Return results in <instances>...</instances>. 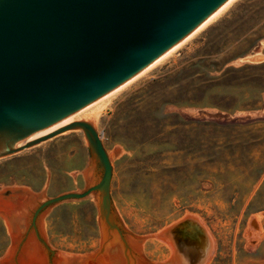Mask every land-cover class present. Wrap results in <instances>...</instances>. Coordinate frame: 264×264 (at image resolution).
I'll return each instance as SVG.
<instances>
[{
  "label": "rangeland",
  "instance_id": "374dc122",
  "mask_svg": "<svg viewBox=\"0 0 264 264\" xmlns=\"http://www.w3.org/2000/svg\"><path fill=\"white\" fill-rule=\"evenodd\" d=\"M257 51L264 53V0H233L110 96L96 120L71 121L90 123L107 153L122 148L110 159V196L129 232L145 236L195 215L215 240L207 264H264V58L246 59ZM88 157L83 130L63 131L1 157L0 189L40 192L46 179L47 198L84 189L83 173L75 182L69 173L82 171ZM95 196L49 208L43 225L50 248L83 255L99 246ZM253 219L256 243L247 238ZM5 224L0 217V258L11 243ZM143 243L149 260L169 253L154 237Z\"/></svg>",
  "mask_w": 264,
  "mask_h": 264
},
{
  "label": "water",
  "instance_id": "95a60500",
  "mask_svg": "<svg viewBox=\"0 0 264 264\" xmlns=\"http://www.w3.org/2000/svg\"><path fill=\"white\" fill-rule=\"evenodd\" d=\"M226 0H0V158L63 131L82 129L89 150L85 188L46 197L27 187L0 189L10 247L0 264H207L214 242L195 215L145 236L115 213L111 158L88 122L75 121L29 140L115 89L182 40ZM261 54L257 51L246 57ZM254 61V60H250ZM96 194L99 246L83 255L53 250L43 216L63 200ZM165 242L171 257L145 258L141 242Z\"/></svg>",
  "mask_w": 264,
  "mask_h": 264
},
{
  "label": "bare ground",
  "instance_id": "6f19581e",
  "mask_svg": "<svg viewBox=\"0 0 264 264\" xmlns=\"http://www.w3.org/2000/svg\"><path fill=\"white\" fill-rule=\"evenodd\" d=\"M233 0H226L222 5H220L214 12H212L204 21H202L194 30H192L188 35H186L182 40H180L178 43H176L173 47H171L170 49H168L166 52H164L162 55H160L158 58H156L153 62H151L149 65H147L146 67H144L142 70H140L138 73H136L133 77H131L130 79H128L127 81H125L124 83H122L121 85H119L118 87H116L115 89L109 91L108 93H106L105 95L99 97L98 99H96L95 101L91 102L90 104L86 105L85 107L77 110L76 112L70 114L69 116L63 118L62 120L58 121L57 123H55L54 125L50 126L49 128H47L46 130H44L43 132L31 137V138H35V137H39L41 135H45L51 131H54L55 129H58L59 127L67 124L68 122H71L72 120H78L80 118H84V119H90V120H96L101 112V106H104V102L107 101V99L112 96L114 93H116L119 89H121L122 87H124L126 84H128L130 81H132L133 79H135L136 77H138L139 75H141L142 73H144L145 71H147L149 68H151L152 66L156 65L157 63H159L160 61H162L166 56H168L170 53H172L176 48H178L183 42H185L188 38H190L192 35H194L197 31H199L200 29H202L204 26H206L210 21H212L214 18H216L224 9H226L229 4L232 3ZM264 56L261 54H257L255 56H252L249 58V60H261L263 59ZM94 194V193H93ZM91 194V195H93ZM257 219V218H256ZM253 219V223H249V229L248 234H247V238L249 240V242H254L256 243L257 239L259 238V231L256 229V227L259 225V222H257V220ZM180 221V220H179ZM201 221V220H200ZM252 221V220H251ZM178 222V221H177ZM202 222V221H201ZM202 224L204 225V223L202 222ZM204 227L206 228V226L204 225ZM258 228V227H257ZM260 229V228H259ZM207 230V228H206ZM207 232L209 233L210 231L207 230ZM210 237L212 238L213 242L215 241L213 239V237L211 236V233H209ZM160 241V240H159ZM161 243L164 244V246L168 249L169 253L168 255L163 259H167L169 257H171V251L168 248V246L166 245L165 242L160 241ZM215 247V244H214ZM141 251L142 253H146V248L144 246L143 241L141 242ZM63 252L65 254H71L68 252H64V251H60Z\"/></svg>",
  "mask_w": 264,
  "mask_h": 264
},
{
  "label": "trees",
  "instance_id": "16d2710c",
  "mask_svg": "<svg viewBox=\"0 0 264 264\" xmlns=\"http://www.w3.org/2000/svg\"><path fill=\"white\" fill-rule=\"evenodd\" d=\"M226 69H233L232 67H227ZM151 81H153V80H150V81H148V83H151ZM206 105H209V103L208 104H206ZM210 106H214V107H217V108H219L220 110H228V109H239L240 107H224L223 105H219V104H211L210 103Z\"/></svg>",
  "mask_w": 264,
  "mask_h": 264
}]
</instances>
